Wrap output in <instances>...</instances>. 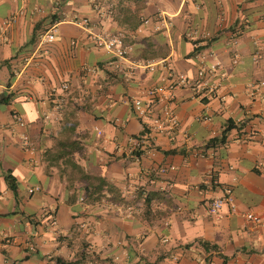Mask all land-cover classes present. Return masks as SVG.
<instances>
[{
    "label": "crops",
    "instance_id": "0c3cea01",
    "mask_svg": "<svg viewBox=\"0 0 264 264\" xmlns=\"http://www.w3.org/2000/svg\"><path fill=\"white\" fill-rule=\"evenodd\" d=\"M119 31L123 60L95 42ZM263 41L264 0H0V264H264ZM201 52L217 90L176 87L179 127L138 154L133 100Z\"/></svg>",
    "mask_w": 264,
    "mask_h": 264
},
{
    "label": "built area",
    "instance_id": "2783aa9c",
    "mask_svg": "<svg viewBox=\"0 0 264 264\" xmlns=\"http://www.w3.org/2000/svg\"><path fill=\"white\" fill-rule=\"evenodd\" d=\"M163 20L164 19H162V22L164 23L165 20ZM73 21L77 25H85L88 22V19L85 17L75 16ZM9 22V20H4L1 25L2 29H5ZM144 23H148V20L145 19ZM158 28H160V25L156 26V29ZM56 33L57 27L52 26L44 34H42L40 37V43L48 44L54 42L56 39ZM125 39V34L121 31L108 35L95 36L96 44L103 47L113 58L118 60H123L128 53ZM233 41L235 43V39ZM198 56L199 65L196 76L191 77L183 73H177L171 77L168 84L153 86L147 90L145 98H135L133 100V111L135 115L141 119L144 127L147 129V132L144 135L135 140V146L138 150L146 149L149 135L171 138L174 131L179 127V119L175 115L171 105L173 90L176 87H188L194 90L199 96L212 94L217 90L219 83L217 82L216 77L219 73L220 63L218 61L211 60V54L209 52H201ZM260 58H264V41L262 49L259 51L257 50L253 57L255 61ZM144 67L153 70L154 64H147ZM87 70L91 71L92 69ZM119 70L121 72L124 71L121 67H119ZM61 88L67 89L68 85L63 84ZM155 104L158 105L157 108L155 107ZM16 120L21 124L23 123L19 116L16 117ZM23 144L26 148H30L27 137L23 138ZM200 156L203 155L200 154ZM168 187H171V185L169 184ZM82 199L83 198L80 197V200ZM226 202L230 203V209L232 211L236 210L235 205L232 202L231 190L229 188L225 189V194L223 196H219L212 201L208 209L209 213L217 215ZM240 215L248 222L260 224L262 221L260 216L251 211L242 212ZM54 222L55 219H53V223Z\"/></svg>",
    "mask_w": 264,
    "mask_h": 264
},
{
    "label": "trees",
    "instance_id": "16d2710c",
    "mask_svg": "<svg viewBox=\"0 0 264 264\" xmlns=\"http://www.w3.org/2000/svg\"><path fill=\"white\" fill-rule=\"evenodd\" d=\"M141 21H138V24H140ZM195 44H197V42H195ZM201 49V47L199 46H195L191 55H195L199 50ZM5 97L0 99V102H4L5 101ZM234 124L231 121H228L225 124L224 129L222 130L220 137H216V138H212L208 141V146H215L216 144H222L225 142L226 140V135L227 133L231 130V128H233ZM147 132V129L144 127L143 131L141 132V135H144ZM141 152V150L138 151V154ZM202 243L206 244L207 246H209L210 244L208 242H204L202 241Z\"/></svg>",
    "mask_w": 264,
    "mask_h": 264
},
{
    "label": "water",
    "instance_id": "95a60500",
    "mask_svg": "<svg viewBox=\"0 0 264 264\" xmlns=\"http://www.w3.org/2000/svg\"><path fill=\"white\" fill-rule=\"evenodd\" d=\"M3 96V95H2Z\"/></svg>",
    "mask_w": 264,
    "mask_h": 264
}]
</instances>
